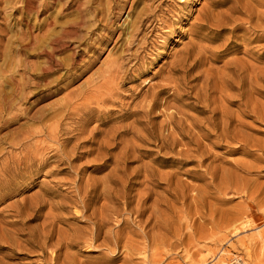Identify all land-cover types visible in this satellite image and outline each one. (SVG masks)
<instances>
[{"label": "rangeland", "instance_id": "374dc122", "mask_svg": "<svg viewBox=\"0 0 264 264\" xmlns=\"http://www.w3.org/2000/svg\"><path fill=\"white\" fill-rule=\"evenodd\" d=\"M231 1L0 0V96L14 88L15 80L25 83L23 97L17 95L19 99L11 111L16 119L0 130V168L1 164L19 166L17 160L27 154L36 159L50 156L47 163L37 160V163L21 164L22 168L0 191V264H51L57 229L68 232V226L55 219H66L70 229H84L88 227L86 216L95 209L98 215V209L105 204L109 205L107 210L113 204L118 209L123 207L120 211L123 218L118 220L122 223L128 219L119 229V237L123 239L119 238L118 248L110 252L99 244L112 222L102 228L97 242L89 247L81 244L56 253V264H61L65 253L77 264H104L106 254L115 259L107 264H264V235L259 237L264 234V28H256V25L264 27V0H237V5ZM65 30H75L82 39L66 40L71 46L60 50L58 58L73 56L83 62L84 70L80 69L77 74L83 70L82 73L69 80L62 92L36 101L44 94L34 97L45 82L44 78L32 75L38 74L44 64L41 50L49 38ZM30 39L36 41L32 46L25 43ZM185 50L192 56L185 62L186 75L174 72L179 69ZM197 54L199 62L188 71ZM117 59L122 69L111 84L110 96L99 106L91 104L60 121L62 128L73 123L70 134L57 133L58 137L52 140L37 134L41 130L48 132V128L56 125L51 120L54 115L51 107L57 108L72 92L92 91L99 76H105L108 64ZM255 73L263 82L255 84ZM59 74L51 75L48 80ZM171 77L176 83L169 82ZM204 77L208 78V95L199 90ZM161 90L163 93L159 94ZM151 94L157 96L158 105L146 125L148 118L141 111ZM200 98L209 103L215 101L209 109L217 108V115L200 113L206 102ZM165 105L185 121V127L194 124L203 128L199 147L187 154L189 157L177 154L179 146L171 151L155 147L171 132L169 128H158L164 121ZM132 112L137 114L129 116ZM224 126L228 137L224 135ZM119 127L127 132L117 137L116 145L104 150L105 134ZM31 130L35 132L33 140L39 138L45 142L42 150L31 148L28 153L22 149V139ZM71 136L70 141L63 142ZM186 136L182 142L189 143V149L193 150ZM76 144L81 147L75 148ZM99 144L102 149L98 151ZM230 149L233 151L229 152ZM96 155L100 156L99 160ZM177 160L183 163L172 162ZM149 172L157 173L153 179L165 177L152 191L145 183ZM106 177H112L113 183L107 185L114 191L113 198L116 195V201L123 198L117 203L113 199V204H108L101 194ZM120 195L124 196L120 198ZM81 197L89 206L87 213L72 204ZM139 200L143 202L140 217L134 213ZM147 217H151L150 222ZM244 218L254 219V226L232 235L230 223ZM153 219L162 223L155 220L154 223ZM49 222L55 223L54 238L42 256L38 245L42 244V229ZM155 229L160 232L158 235ZM142 233L149 238H144ZM152 235L160 240H154ZM127 236L129 239H125ZM124 258L128 260L123 261Z\"/></svg>", "mask_w": 264, "mask_h": 264}, {"label": "bare ground", "instance_id": "6f19581e", "mask_svg": "<svg viewBox=\"0 0 264 264\" xmlns=\"http://www.w3.org/2000/svg\"><path fill=\"white\" fill-rule=\"evenodd\" d=\"M229 1V0H228ZM234 3V5H237L238 4V1L237 0H232ZM231 1V2H232ZM218 2L219 3H223V2H226V0H218ZM26 3V2H25ZM246 3V2H245ZM41 7V6H40ZM35 10V9H34ZM39 10V9H38ZM235 10H238V9H235ZM37 13V12H36ZM260 20V19H259ZM83 21V20H82ZM253 22V21H252ZM74 28V27H73ZM256 28H261V29H263L264 27L262 26V25H256ZM76 30V29H75ZM74 30V31H75ZM74 31H68V30H65V31H62L59 35H56L55 37H51V38H49L47 41H46V45H45V47H44V49H42L41 50V52L45 55V60H44V64H43V66L42 67H40V69L38 70V74H32L34 77H36V78H38V79H43L44 80V84H43V89H40L38 92H35L34 93V97L35 96H39L41 93H44L43 95H40V97H38L37 99H36V101H41V100H43V99H45V98H47V97H49V96H51V95H53V94H55V93H58V92H60L61 90H63V89H65V87H67L68 86V84L70 83V81L69 80H71L73 77H76L77 75H79L80 73H82V71L84 70V65L82 64L83 62L82 61H77L73 56H72V58H70V59H59L58 58V53L60 52V50H65L66 48H68V47H70L71 46V44H67V42H66V40H74V39H79V40H81L82 38L80 37V36H78L77 34H76V32H74ZM260 31H262V30H260ZM263 32V31H262ZM58 33V32H57ZM215 33V32H214ZM79 34V33H78ZM262 34V33H261ZM263 34H264V32H263ZM54 36V35H53ZM23 37V36H22ZM25 37V36H24ZM25 38H27V37H25ZM29 38V37H28ZM23 40L24 41H26V39H24L23 38ZM78 40V41H79ZM36 41H35V39L33 40V42H32V39H30L29 41H27V42H25V43H27L28 45H34V43H35ZM69 42V41H68ZM43 43V42H42ZM71 43V42H70ZM24 45V44H23ZM25 46V45H24ZM23 46V47H24ZM185 55H184V57L182 58V60L179 62V64H178V67H179V69L178 70H175L174 69V72H179V71H181V72H183L184 73V75H186L185 73H188L187 72V67H184L185 66V62H187V61H189V59L192 57L191 56V54H190V52H188V50H185ZM197 57H199L198 56V54L197 55H195V56H193V58H192V60H191V62H190V64L188 65V71H189V67L190 68H193L194 67V65L197 63V62H199V61H196L198 58ZM118 60L119 59H117V60H113L112 62H110L109 64H108V68H107V71H106V69H105V71H106V73H104V75L105 76H99L100 77V80L98 81V82H96L94 85H93V90L92 91H88V89H87V91L88 92H85L83 89H81V90H79L78 92H72V93H70V94H68L67 95V98L65 99V100H63V101H61L58 105H56L57 106V108H55V109H53L52 107L50 108V109H52V111H53V113H54V115L51 117V120H53V121H55L56 122V125H53L52 127H50V128H46L47 129V131L48 132H46V131H44V130H41L40 132H38L37 134L39 135H43V136H45V139L46 138H48V139H50V140H52V139H54V138H57L56 137V135H58L57 133H61V132H63V133H65V134H70L71 133V131H72V124L73 123H71V125L69 124L68 125V123H66V126L64 127V128H62L60 125H61V123L62 122H60V121H63V120H67V119H69V118H71V116L72 115H74V114H77L78 113V111L79 110H82V109H87V108H89V106L91 105V104H95L96 106H99V104L100 103H102L103 101H105V99H106V96H110V93H111V84H113V82H114V80H115V77L118 75V73H119V71L122 69V63H120V65L117 63L118 62ZM134 60V59H133ZM199 60V59H198ZM118 64V65H117ZM187 65V64H186ZM175 67V66H174ZM31 68V67H30ZM83 68V70L82 71H80V73L79 74H77V72L80 70V69H82ZM86 68V67H85ZM180 68H182V69H180ZM33 70V69H32ZM31 70V71H32ZM36 70V69H35ZM192 70V69H191ZM243 70V69H242ZM28 71H29V69H28ZM104 70H102V72H103ZM58 72H60V74H59V76L57 77V78H55V79H53V80H48V78L51 76V75H54V74H58ZM101 72V73H102ZM32 73V72H31ZM13 74V73H12ZM257 73H255V77L256 76H258V74L256 75ZM262 74V73H261ZM100 75V74H99ZM254 75V74H253ZM251 76H252V74H251ZM250 76V77H251ZM9 77V76H8ZM21 77H23L24 79L26 78L25 76H21ZM30 77V76H29ZM53 77V76H52ZM253 77V76H252ZM261 77V76H260ZM22 78V79H23ZM205 79H204V81H203V86L201 87V89H199V90H201L202 92H204L205 94L208 92V90H207V82H208V78H206V77H204ZM51 79V78H50ZM171 79H172V77H171ZM186 79V78H185ZM232 79V78H231ZM250 79H252V78H250ZM249 79V80H250ZM11 80H13V78H11ZM170 80V79H169ZM242 80V79H241ZM90 81H92V80H90ZM89 81V82H90ZM250 81H252V80H250ZM263 82L262 81V78H258V77H256L255 78V84H256V82ZM13 82V81H12ZM169 82H172V84L175 82V80H173L172 79V81H169ZM176 83V82H175ZM228 83V82H227ZM226 83V84H227ZM264 83V82H263ZM31 84V83H30ZM259 85H261L262 83H258ZM12 85H13V83H12ZM180 85V84H179ZM264 85V84H263ZM172 86V85H171ZM174 87H176L175 85H173ZM252 86V85H251ZM11 87H13V86H11ZM24 87H25V83H19L18 81H14V88H12L10 91H9V93L8 94H5V95H2V96H0V130L2 129V127L3 126H5L6 124H8V123H10V122H12V121H14L15 119H16V117H14L13 116V114H12V109H14L15 108V104H16V102H17V100L19 99V97H23V91H24ZM41 87V86H40ZM224 88V87H223ZM239 88H241V87H239ZM26 89H27V87H26ZM258 91H259V89H258ZM29 92V91H28ZM32 92H33V90H32ZM62 92V91H61ZM257 92V91H256ZM260 92V91H259ZM258 92V93H259ZM31 93V92H30ZM160 93H163V90H161L160 92H159V94ZM204 93H202V94H204ZM261 93V92H260ZM158 94V95H159ZM201 94V93H200ZM200 94H198V95H200ZM209 93H207L206 95H208ZM223 94V93H222ZM222 94H220V95H222ZM17 95H19V97H17ZM26 95V94H25ZM205 95V96H206ZM242 95V94H241ZM249 95V94H248ZM211 96V95H210ZM27 97V96H26ZM76 98H78V99H80V102L79 103H77L78 101L76 100V101H74ZM206 98H209L208 96L206 97ZM200 99H202V98H200ZM199 99V100H200ZM205 98H203L202 99V101L204 100ZM239 99V98H238ZM198 100V101H199ZM206 100V99H205ZM211 100V99H210ZM224 100V99H223ZM244 100V99H243ZM20 101H21V99H20ZM35 101V102H36ZM19 102V101H18ZM205 101H203V103H204ZM207 102V103H206ZM206 102H205V107H203V109H201L200 110V113H205V112H209V113H211L212 114V116L214 117L215 115H217V113L215 112L216 110H217V108H212L211 110L209 109V106H210V104L211 103H213V102H215V101H211V103H209L208 102V100H206ZM225 102V101H224ZM200 103H202L201 101H200ZM202 103V104H203ZM231 104L233 103V102H230ZM15 105V106H14ZM141 105V104H140ZM157 105H158V101H157V96L156 95H154L153 94V96H152V94H151V99L150 100H148V102H147V104L144 106H142V108H143V111H141V114L143 115V117L144 118H148V121L146 122V125H148L149 124V121H150V113L155 109V108H157ZM220 106V105H219ZM222 106V105H221ZM181 107V106H180ZM224 107V106H223ZM222 107V108H223ZM244 107V106H243ZM141 108V107H140ZM139 108V109H140ZM141 108V109H142ZM221 108V107H220ZM182 109V108H181ZM247 109V108H246ZM162 110H164L165 112H164V121H163V123H160V125H159V129L160 130H162V129H164V128H169V130L171 131V132H168L166 135V138H161L159 141V145H155V147H157L159 150H161V149H163V150H166V151H171V150H174L177 146H179L180 148H179V150H178V152H177V154L178 155H180V156H185V155H187V154H189L190 152H194V150H195V148L197 149V146L199 147V137H201V134H200V130H202L203 131V128H201L202 126H197V125H194V124H192V125H190L189 126V124H188V126L187 127H185V121H183L181 118H177L175 115H173L172 114V112H170L169 111V106L168 105H165V107L162 109ZM169 111V112H168ZM81 113V112H80ZM176 113V112H175ZM184 113V112H183ZM23 114V113H22ZM137 113L136 112H132V113H130L129 114V116L131 115V116H135ZM208 114V113H207ZM220 114H221V112H220ZM4 116H7V117H5L4 118ZM75 116V115H74ZM9 117V118H8ZM43 117V116H42ZM182 117V116H181ZM46 118H49V117H46ZM31 119V118H30ZM34 119V118H33ZM220 119H222L221 117H220ZM41 120H42V118H41ZM215 120V119H214ZM218 120V119H217ZM74 122V121H73ZM78 122V121H77ZM141 122V121H140ZM212 122H213V120H212ZM219 122V121H218ZM222 122V121H221ZM134 124H135V121L133 122ZM201 123V122H200ZM76 124H78V123H76ZM208 124V123H207ZM220 124V123H219ZM225 124L226 125H228V120H226V122H225ZM187 125V124H186ZM218 125V124H217ZM79 126V125H78ZM130 125H128V127H129ZM211 126V125H210ZM219 126V125H218ZM220 126H221V124H220ZM131 128H133V127H130V129ZM146 128V127H145ZM151 128V127H150ZM129 129V130H130ZM146 129H149V128H146ZM185 129H186V131H185ZM227 127H225L224 126V135L225 136H227V134H226V132H227ZM150 130V129H149ZM194 130H196V131H194ZM32 131V130H31ZM74 131V130H73ZM176 131V132H175ZM127 132V130L124 128V127H119V128H117V129H114L113 131L112 130H110L109 132H107L105 135H107V140H103L104 142H103V145L105 146V148H104V150H108V148L110 147V146H112V145H116L115 143H116V139H117V137H119L121 134H123V133H126ZM147 132V131H146ZM28 133H30V131L29 132H27V135L26 136H24L23 135V139H22V149L23 150H26V152H28L29 150H31V148H36L37 150L38 149H40V150H42L43 149V143L45 142V139H41V140H39V138H36L35 140H33V137H35V132L33 133V131H32V133H30V134H28ZM176 133L178 134L177 135V137H176ZM183 133L185 134V135H187L186 137H188L189 139H190V141H191V145H193V150L192 149H189V143H183L182 141H183V139L185 138V135H183ZM26 134V133H25ZM84 134V133H83ZM60 135V134H59ZM63 135V134H62ZM132 135V134H131ZM61 136V135H60ZM204 136L207 138V137H209V134L208 133H206V134H204ZM69 137V136H68ZM228 137V136H227ZM159 138H160V136H159ZM167 138H169V140L167 139ZM38 139V140H37ZM72 139V136L70 137V138H66V139H63V142L64 143H66V142H68V141H70ZM157 139V138H156ZM25 140H30L29 142H25ZM78 140V139H77ZM32 141V142H31ZM62 142V143H63ZM14 144L16 143V142H13ZM18 143V142H17ZM61 143V144H62ZM84 143H86V142H84ZM84 145V144H83ZM14 146V145H13ZM12 146V147H13ZM75 146V145H74ZM78 146V148H80L81 147V144H76V146H75V148ZM134 147V146H133ZM132 147V148H133ZM74 148V149H75ZM78 148H77V150H78ZM20 149V148H19ZM45 149V148H44ZM100 149H102V146L99 144V146H98V148H97V150L99 151ZM49 150V149H48ZM190 150V151H189ZM45 151V150H44ZM230 151H233L232 149H230L229 150V152ZM64 152V151H63ZM96 152V151H95ZM21 153V152H20ZM29 153V152H28ZM61 153V152H60ZM88 153H90L89 151H88ZM98 153V152H97ZM167 153V152H166ZM165 153V154H166ZM174 153V152H173ZM35 154H36V152H35ZM72 154V153H71ZM167 154H169V152L167 153ZM195 154V153H194ZM40 155H41V152H40ZM56 155V154H55ZM65 155V154H64ZM64 155H62V156H64ZM101 155V154H100ZM30 156V154H27V156H24V157H21V158H19L18 160H17V162H16V164L18 163V165L19 166H2V164H1V168H0V171H1V173H0V191H1V189L3 188H5V186L7 185V184H9L10 183V181L13 179V177L18 173V169H21L22 168V166H21V164H23V165H25V164H29V163H31V162H35L36 161V163L38 162L37 160H41V161H43V162H45V163H47L49 160H50V156H47V157H45V158H40V159H36V157H33V156H31V157H29ZM72 156V155H71ZM97 156V155H96ZM65 157V156H64ZM76 157H77V155H76ZM100 157V156H99ZM98 156H97V159L99 158ZM186 157H189L188 155L186 156ZM7 159H8V157H7ZM64 159V158H63ZM176 159V158H175ZM10 161H11V159H9ZM99 160V159H98ZM194 160V159H193ZM203 161H205L204 159H203ZM12 162V161H11ZM173 163H176V164H180V163H183V161H179V160H177V161H172ZM8 164V163H7ZM38 164H40V163H38ZM103 165H105V162L104 163H102ZM97 165V166H103V165ZM247 164V163H246ZM198 165V164H197ZM24 167H26V166H24ZM208 167V166H207ZM205 169V168H204ZM213 169V168H212ZM211 169V170H212ZM214 169H216V168H214ZM94 170H96V169H94ZM145 170V169H144ZM207 170H210V169H208L207 168ZM148 170H145V172H147ZM152 171V170H151ZM214 171V170H213ZM216 171V170H215ZM215 171H214V173H215ZM114 172V170L112 169V173ZM208 172V171H207ZM206 172V174H208ZM144 173V172H143ZM157 174L156 172H149V173H146V175H148L149 177H148V179L146 180V187L148 186L149 187V191H152V188L154 189V187H157V186H159L160 185V181H164L163 179L165 178V177H163V179L160 177V178H156V179H153L156 175L155 174ZM244 173V172H243ZM137 174V173H136ZM145 174V173H144ZM205 174V175H206ZM209 174H212V171H211V173H209ZM135 175V174H134ZM145 175V176H146ZM155 175V176H154ZM171 174H169V176H170ZM204 175V174H203ZM162 176V175H161ZM202 176V175H201ZM212 176V175H211ZM120 177V176H119ZM135 177V176H134ZM143 177H144V175H143ZM159 177V176H158ZM167 177V176H166ZM112 178V177H111ZM111 178H109V177H106L105 179L107 180L105 183H104V181L102 182V183H104V185H103V188H102V191H101V194H102V196H103V198L107 201V203L108 204H113L112 203V201H113V199H114V201H116L115 199H118L117 198V195L115 196L116 198H113V193H112V191L113 190H111L110 188H109V186L107 185V184H109V183H113V180L111 179ZM104 179V178H103ZM133 179V178H132ZM171 179V178H170ZM130 180H131V178H130ZM168 181V180H167ZM170 181V180H169ZM172 181V180H171ZM74 182V181H73ZM72 182V183H73ZM165 182H166V180H165ZM251 183V182H250ZM168 182H166V184L165 185H167V187H168ZM143 185V184H142ZM164 185V186H165ZM8 187V186H7ZM151 187V188H150ZM170 188V187H169ZM177 188V187H176ZM75 189V188H74ZM85 190V189H84ZM147 190V189H146ZM168 190V189H167ZM179 190V189H178ZM3 191V190H2ZM175 191H177V190H175ZM245 191V190H244ZM114 192V191H113ZM165 192H167V191H165ZM168 192H170V191H168ZM1 193V192H0ZM173 193V192H172ZM181 193H183L182 191L180 192V194ZM143 194H146L145 193V190H144V193ZM125 195V194H124ZM123 195V196H124ZM121 196V195H120ZM123 196H121L120 198H122ZM144 196V195H143ZM152 196V195H151ZM150 196V197H151ZM155 196V195H154ZM172 196V195H171ZM176 196H178V194L176 195ZM248 196V195H247ZM175 197V196H174ZM179 197V196H178ZM183 197V196H182ZM82 198V197H81ZM149 197L147 196V198L146 197H144V199L143 198H140L141 200L143 199L144 201H146L147 199H148ZM163 198V197H162ZM123 199V198H122ZM122 199H120V200H122ZM179 199V198H178ZM181 199V198H180ZM85 198H82L80 201H73L72 202V204L74 205V207H77V208H81V212L83 211L84 213H87L88 211H89V206L87 207L86 206V203H85ZM120 200H118V201H116V203L117 202H119ZM164 200H167V199H164ZM164 200H162V202L164 201ZM127 201V200H126ZM159 201V200H158ZM139 203H137L136 205L138 206H136L137 207V209L135 210V214H137V216H141L142 215V211H141V206H142V204L141 203H143V202H141L140 200L138 201ZM157 202V201H156ZM161 202V201H160ZM168 202V201H167ZM115 203V204H116ZM126 203V202H125ZM128 203H130V201H128ZM155 203V202H154ZM164 203H165V201H164ZM257 203V202H256ZM131 204V203H130ZM259 204V203H258ZM261 204V203H260ZM17 205V204H16ZM36 205H39V204H36ZM118 205H121V203L120 204H118ZM117 205V206H118ZM126 205V204H125ZM141 205V206H140ZM154 205H158V203L156 204H154ZM214 205V204H213ZM251 205H252V203L250 204V205H248L247 207L249 208V209H252V207H251ZM257 205V204H256ZM255 205V206H256ZM35 206V205H34ZM107 206H109V205H102V206H100V210L98 209V211H99V214L97 215L96 214V209H95V211L94 210H92L89 214H88V216H86V220H87V223H88V227L87 226H85V228L84 229H78V228H76V229H70V225H68V223H67V220L66 219H61V218H54L56 221H58V222H61V223H64L65 225H67L68 226V229H66V230H68V232H70V234L68 233V232H66V231H62V230H60V228L59 229H57V231H56V234H57V239H56V241L54 242V245H53V251L51 252L52 254H53V256L51 257V264H56V261H57V259H58V252H60V251H62V249H65V250H67V249H70V248H72V247H78L79 245H88V247H89V245H91L92 243H95V242H97V240H98V238H99V235H100V232H101V230H102V228H104L106 225H111V223L112 222H114L112 225V227L109 229L108 228V230L107 231H105L104 232V236L102 237L103 238V240L101 241V243H99V244H101L100 246H102V247H106V250H108V251H110V252H114L115 251V249L116 248H118V244H119V241H120V239L119 238H122L123 239V237L121 236V237H119V229H121L120 227H121V225L123 224V223H125V221H127L126 220V218L122 221V223H121V219L120 220H118L120 217L121 218H123L122 216H120V215H122V213L120 214V211H122L123 210V207H120V209H118V208H116L115 206H114V204L111 206V207H108L109 209L107 210ZM126 206H129V204H127ZM144 206V205H143ZM119 207V206H118ZM156 207V206H155ZM64 207L62 206V209H63ZM121 208H122V210H121ZM126 208V207H125ZM128 208V207H127ZM150 208V207H149ZM148 208V209H149ZM151 208H152V206H151ZM31 209H32V207H31ZM35 209V208H34ZM144 209V208H143ZM142 209V210H143ZM146 209H147V207H146ZM153 209H154V207H153ZM198 209V208H197ZM212 209H214V208H212ZM241 209H243V208H241ZM19 206H18V212L17 213H19ZM126 210V209H125ZM128 210V209H127ZM195 210V209H194ZM132 211V210H131ZM131 211H128L129 212V214L131 213ZM144 211V210H143ZM24 212V211H23ZM107 212V213H106ZM133 212V211H132ZM145 212V211H144ZM75 213L76 214H78L79 212H77V210H75ZM106 213V214H105ZM125 213V212H124ZM133 213V214H134ZM146 213V212H145ZM198 212H196V214H197ZM132 214V215H133ZM134 214V215H135ZM195 214V215H196ZM22 215H23V213H22ZM32 215H33V213H32ZM150 215H153V213L152 214H150ZM21 216V215H20ZM153 216H155V215H153ZM153 216H151L152 218H153ZM241 216V215H240ZM119 217V218H118ZM130 217V216H129ZM128 217V218H129ZM136 217V216H135ZM150 217V218H151ZM148 218V217H147ZM150 218H148V220L150 219ZM156 218V217H155ZM160 218H162V217H160ZM159 218V219H160ZM195 218H196V216H195ZM236 218V217H235ZM50 219V218H49ZM139 219V218H138ZM245 219V218H244ZM94 222H93V221ZM146 220V219H145ZM151 220V219H150ZM150 220H149V222H150ZM154 220H155V222L157 221V219H153V222H154ZM162 220V219H161ZM131 222H133V220L131 219ZM143 222H145V221H143ZM152 222V223H153ZM154 222V223H155ZM121 223V224H120ZM135 223V222H134ZM138 223H140V222H137V224ZM152 223H151V225H152ZM156 223H162V222H156ZM133 224V223H132ZM144 224V223H143ZM143 224H139L140 225V227H141V225L143 226ZM216 224H217V222H216ZM238 224V226H236ZM254 224H255V222H254V219H253V221L252 220H250V219H245V220H243L242 221V219H236V220H234L233 219V221L230 223V227H229V231L232 233V235H237L241 230H246L247 228L248 229H250V227H252V226H254ZM148 225H149V223L148 224H146V227H148ZM153 225H158V224H153ZM152 225V226H153ZM161 225H163V224H161ZM192 225V224H191ZM54 226H55V223L54 222H49L48 223V225H45L44 226V228L42 229L43 230V234H42V236H43V240H42V244H40V245H38V247H39V250L41 251V254H42V256H44V254H45V249H47L46 248V245L48 244V242L49 241H51V240H53V231H54ZM137 227V225H134V227ZM164 226V225H163ZM163 226H161V227H163ZM219 226V225H218ZM41 227V226H40ZM154 227V226H153ZM158 227H160V224L158 225ZM50 228V229H49ZM127 228H129V226L127 227ZM143 228V227H142ZM150 228H152L151 226H150ZM218 228H220V227H218ZM224 228H226V226L224 227ZM223 228V229H224ZM132 229V228H131ZM130 229V230H131ZM138 229H139V227H138ZM144 229H147V228H144ZM152 229H154V228H152ZM158 230L160 229V230H163V229H161V228H157ZM157 229H155L156 231H157ZM64 230V229H63ZM134 230V229H133ZM136 230V229H135ZM140 230H143V229H141L140 228ZM140 230L138 231V232H140ZM149 230V229H148ZM159 230V231H160ZM225 230H227V229H225ZM136 231V232H137ZM146 231V230H145ZM154 231V230H153ZM128 232V231H127ZM126 233V232H125ZM129 234H130V232H128ZM128 233H126L127 235H129ZM148 233V232H147ZM149 233H152V232H150L149 231ZM160 233V232H159ZM158 233V231H157V235L159 234ZM230 233V234H231ZM133 234V233H132ZM138 234V233H137ZM145 234H146V232H145ZM121 235H122V233H121ZM134 235V234H133ZM261 235H264V234H259V237L261 236ZM55 236V235H54ZM142 236H143V233H142ZM141 236V237H142ZM147 236V235H146ZM153 236V235H152ZM151 236V237H152ZM101 237V236H100ZM144 237V236H143ZM126 238H128V236L127 237H125V239ZM144 238H149V236L148 237H144ZM153 238H154V240L155 239H157V240H160V238L158 239V238H156L155 236H153ZM264 238V237H263ZM124 239V240H125ZM129 239V238H128ZM162 239V238H161ZM154 240L153 241H151V242H153L154 243ZM30 241V240H29ZM163 241H164V239H163ZM99 242V241H98ZM162 242V241H161ZM132 243H133V245H135L134 244V241H132ZM157 244H158V242H156ZM50 244V243H49ZM95 245V244H94ZM128 245H129V243H128ZM137 245V244H136ZM148 245V244H147ZM154 245H156V244H153V246ZM159 245H161V244H159ZM36 246V245H35ZM124 246H126V245H124ZM138 246H140V244H138ZM141 246H143V245H141ZM145 246V245H144ZM149 246V245H148ZM96 247H97V245H96ZM127 247V246H126ZM147 247V246H146ZM140 248V247H139ZM154 248V247H153ZM34 249V248H33ZM104 249V248H103ZM127 249V248H126ZM148 249H149V247H148ZM38 250V251H39ZM130 251H131V249H129ZM141 250V249H140ZM151 250V249H150ZM154 250V249H153ZM64 251V250H63ZM117 251V250H116ZM127 251H128V249H127ZM133 251H135V250H133ZM132 251V252H133ZM107 252V251H106ZM129 252V251H128ZM57 253V254H56ZM133 254V253H132ZM105 255V254H104ZM105 256H107V257H104L103 258V262H104V264H107V263H109V262H111V261H114L115 259L114 258H112V257H110V256H108L107 254L105 255ZM62 257V256H61ZM42 258V257H41ZM46 258V257H45ZM43 259V258H42ZM49 259V258H48ZM47 259V260H48ZM62 260V262H61V264H77L75 261H74V259L70 256V255H68V253H65L64 255H63V258H61ZM126 259L124 258V260L123 261H125ZM128 260V259H127ZM126 260V261H127ZM44 262V261H43ZM46 262V261H45ZM50 262V261H49ZM58 262V261H57ZM59 264V263H58ZM204 264H206V263H204Z\"/></svg>", "mask_w": 264, "mask_h": 264}]
</instances>
